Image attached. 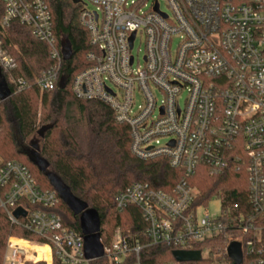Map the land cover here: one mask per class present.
Wrapping results in <instances>:
<instances>
[{"label":"built area","instance_id":"built-area-1","mask_svg":"<svg viewBox=\"0 0 264 264\" xmlns=\"http://www.w3.org/2000/svg\"><path fill=\"white\" fill-rule=\"evenodd\" d=\"M85 1L95 9L87 8ZM163 1L169 13L160 9L159 0H78L79 21L93 49L86 55L90 65L71 81L72 92L78 99L100 101L112 109L115 122L129 129V149L135 158L163 157L182 173L169 192L135 182L115 196L117 212L128 206L139 209L148 245L194 251L195 245L225 236L230 228L247 238L234 237L227 244L237 240L242 252L251 253L264 234V0ZM1 2V28L14 22L27 27L48 46L52 60L29 82L10 76V83L16 91L32 86L54 89L61 81L64 58L46 0ZM175 37L179 41L172 49ZM137 39L144 48L141 66L132 54ZM14 68L11 55L0 56L3 73ZM155 89L162 96L160 105ZM136 93L141 103L133 110ZM160 137L167 141L161 144ZM200 164L213 173L230 168L246 173L245 214L236 205L228 222L222 208L217 215L197 214L205 205L195 203L199 192L189 179ZM58 203L57 192L40 187L25 165L0 157V210L11 224L36 236L31 240L9 236L4 264H23L25 258L37 261L38 251L15 240L46 246L49 262L39 261L47 264L54 259L61 264L92 261L85 256L83 235L64 226L55 212ZM17 208L24 215L16 217ZM141 249L139 242L130 243L116 229L112 242L103 245V255L121 264L134 253L133 264H141Z\"/></svg>","mask_w":264,"mask_h":264},{"label":"trees","instance_id":"trees-1","mask_svg":"<svg viewBox=\"0 0 264 264\" xmlns=\"http://www.w3.org/2000/svg\"><path fill=\"white\" fill-rule=\"evenodd\" d=\"M53 18V28L58 44L68 48L69 57L61 67V81L52 90L40 91L27 87L16 91L10 83V76L23 77L28 82L32 75L49 68L52 60L48 46L35 39L28 28L14 22L7 29L0 26V56L11 55L15 68L2 73L7 89L1 99L0 112V157L2 160H16L25 165L43 189H54L49 178L52 175L70 193L88 208L96 211L99 218V235L102 245H109L114 231L130 243L139 242L141 264H233L226 253L227 242L234 237L247 238L240 232L210 238L195 245L202 255L199 261L177 262L173 258V245H148L146 224L135 206H128L122 212L115 210V196L135 182H148L157 189L171 191L182 178L179 170L169 166L166 158L151 160L135 158L129 149V129L125 124L115 122L112 109L103 102L81 100L75 97L71 81L75 74L90 65L86 55L93 49L87 30L80 24L81 5L70 0H46ZM3 6L0 0V17ZM0 80V83L3 84ZM38 105L41 107L38 116ZM40 123L38 124V119ZM36 136V151L27 149ZM37 140V142H36ZM48 162L42 172L33 157ZM189 183L198 190L196 204L206 205L212 197L220 200L225 221L232 217V206L239 207L245 214L247 203V177L244 171L227 169L224 173H213L205 164L198 165ZM63 225L82 234L79 215H75L59 198L55 208ZM9 236L35 239L36 236L21 227L11 224L0 210V264ZM249 236V234H248ZM251 253L242 252V264H264V234L255 242ZM203 252L205 254L203 255ZM135 254L131 253L121 264H133ZM49 262V261H48ZM23 264H46L44 261H27ZM53 264H61L53 260ZM89 264H114L104 255Z\"/></svg>","mask_w":264,"mask_h":264},{"label":"water","instance_id":"water-1","mask_svg":"<svg viewBox=\"0 0 264 264\" xmlns=\"http://www.w3.org/2000/svg\"><path fill=\"white\" fill-rule=\"evenodd\" d=\"M73 3H77L78 0H73ZM133 35L130 37V46L133 39ZM68 48L65 43L62 44L63 58L69 57ZM5 87L0 83V99L4 98L6 94ZM34 163L37 164L39 169L44 172L48 168V162L38 156L33 157ZM51 182L54 186V190L57 192L59 198H61L71 211L75 215H79L80 226L83 235V245L85 256L89 260H95L103 256V245L100 241L99 235V218L96 211L87 207L85 203L75 198L70 191L63 186L56 178L49 175ZM16 217L24 215V212L17 208L15 211ZM226 253L228 257L233 261V264H242V250L241 243L237 240H231L227 244ZM173 258L177 262H187V261H199L201 259V253L198 250L185 251V250H175L173 251ZM27 259L23 260L25 263Z\"/></svg>","mask_w":264,"mask_h":264},{"label":"rangeland","instance_id":"rangeland-1","mask_svg":"<svg viewBox=\"0 0 264 264\" xmlns=\"http://www.w3.org/2000/svg\"><path fill=\"white\" fill-rule=\"evenodd\" d=\"M160 1V9L165 12V13H169V10L168 8L166 7L165 3L163 0H159ZM86 2V1H85ZM87 3V8L89 9H95V6L89 2H86ZM179 39L177 37L173 38L172 41H171V48L174 49L175 46L177 45ZM143 53H144V48H143V44L139 41V39L136 40L135 42V46H134V49L132 50V54L137 56L139 58V66L142 65V56H143ZM0 80L3 82V76H2V73L0 71ZM3 86L4 85V82H3ZM5 91H7V89L5 88ZM154 94H155V97L157 99V105H160L161 103V100H162V96L161 94L155 89L154 90ZM183 98V95H181V100ZM141 103V98H140V95L138 93L135 94V105H134V109L133 110H136L137 109V106ZM40 111H41V107L40 105H38V116L40 115ZM38 120V124L40 123V120L39 118L37 119ZM35 138L36 136H34L32 138V141H34L33 143L29 144V143H25L27 149L29 150H32V151H36V143H35ZM159 141L161 144H164L166 141H167V138L165 137H160L159 138ZM37 142V140H36ZM220 209H221V205H220V200L216 197H212L208 203L205 205V207H199L197 209V214L199 216H201L202 214H204L205 212H208L209 214H212V215H217L220 213ZM15 243L17 244H20L21 246L23 247H26L28 248L29 250H32V251H38L39 252V255L37 257H35V259L38 261V260H45V261H49V254H48V248L46 246H42V247H37V246H30L28 245L27 243H25L24 241L22 240H15ZM205 254V252H203V255ZM28 261V260H27ZM26 261V262H27ZM30 261V260H29ZM4 264V263H3ZM47 264V263H46Z\"/></svg>","mask_w":264,"mask_h":264}]
</instances>
